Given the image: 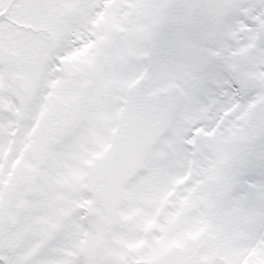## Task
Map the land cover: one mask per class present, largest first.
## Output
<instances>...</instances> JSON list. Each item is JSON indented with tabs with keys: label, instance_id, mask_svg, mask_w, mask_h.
Instances as JSON below:
<instances>
[{
	"label": "snow or ice",
	"instance_id": "6c2138e0",
	"mask_svg": "<svg viewBox=\"0 0 264 264\" xmlns=\"http://www.w3.org/2000/svg\"><path fill=\"white\" fill-rule=\"evenodd\" d=\"M0 264H264V0H0Z\"/></svg>",
	"mask_w": 264,
	"mask_h": 264
}]
</instances>
